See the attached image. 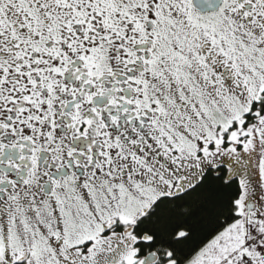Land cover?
Segmentation results:
<instances>
[{
  "label": "snow or ice",
  "instance_id": "snow-or-ice-1",
  "mask_svg": "<svg viewBox=\"0 0 264 264\" xmlns=\"http://www.w3.org/2000/svg\"><path fill=\"white\" fill-rule=\"evenodd\" d=\"M0 264H264V0H0Z\"/></svg>",
  "mask_w": 264,
  "mask_h": 264
}]
</instances>
